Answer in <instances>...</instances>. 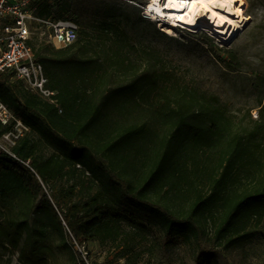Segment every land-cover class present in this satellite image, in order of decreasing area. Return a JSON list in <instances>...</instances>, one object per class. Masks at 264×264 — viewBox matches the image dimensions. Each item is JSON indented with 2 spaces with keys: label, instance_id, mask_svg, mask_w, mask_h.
<instances>
[{
  "label": "trees",
  "instance_id": "1",
  "mask_svg": "<svg viewBox=\"0 0 264 264\" xmlns=\"http://www.w3.org/2000/svg\"><path fill=\"white\" fill-rule=\"evenodd\" d=\"M67 10L43 0L37 15L71 19ZM91 31L63 49L38 44L61 113L0 74V101L62 152L44 160L28 136L15 157L0 151V250L21 264H55L51 235L66 251L71 236L124 249L131 232L123 224L141 230L139 214L187 242L207 230L225 247L250 241L264 225V124L244 135L218 96L178 83L156 52L138 51L115 22L97 27L102 44ZM78 172L91 184L76 200L84 182L58 181Z\"/></svg>",
  "mask_w": 264,
  "mask_h": 264
},
{
  "label": "rangeland",
  "instance_id": "2",
  "mask_svg": "<svg viewBox=\"0 0 264 264\" xmlns=\"http://www.w3.org/2000/svg\"><path fill=\"white\" fill-rule=\"evenodd\" d=\"M54 1L59 6H67L65 16L73 19L80 30H92L91 40L95 45L102 44L100 39L104 37L96 31L99 24L115 22L126 32L138 51L148 49L156 52L162 60L163 69L169 71L178 83L218 96L226 106L227 115L240 125L244 135H249L257 124H264V0H247V20L238 21L236 16L229 14V18L238 23L234 33L232 27L227 25V28L230 27L227 34L230 35L226 36L209 25L189 30L148 20L144 12L148 0ZM162 3L166 4V0H162ZM168 29H171L170 33ZM118 80L121 81L115 77L111 82L117 85ZM23 136H28L30 143L36 146V155L44 160L61 157L60 150L41 142L29 130ZM58 182L62 186L84 182L82 193L78 194L76 200L87 193L91 184L80 172L75 177H64ZM54 183L51 181L50 185ZM46 190L49 192V185ZM137 218L143 224L141 230L132 231L127 224H123L125 232H131L124 249L110 242L83 243L90 253L91 262L264 264V225L250 241L225 247L213 238L210 230L205 231L200 240L187 242L181 237L166 235L144 214H139ZM49 243V260L55 264H79L72 248L69 250H72L75 258L70 251L59 247L56 235H51ZM0 264L21 263L17 260V253L0 250Z\"/></svg>",
  "mask_w": 264,
  "mask_h": 264
},
{
  "label": "built area",
  "instance_id": "3",
  "mask_svg": "<svg viewBox=\"0 0 264 264\" xmlns=\"http://www.w3.org/2000/svg\"><path fill=\"white\" fill-rule=\"evenodd\" d=\"M41 1L0 0V74L21 81L28 90L61 113L57 91L49 86L36 50L41 42L56 50L69 47L78 40L80 29L72 19L39 17ZM144 12L148 19L145 9ZM0 126L9 127L8 131L0 133V151L15 157L12 149L28 129L1 101ZM70 245L79 264H93L85 244H79L71 236Z\"/></svg>",
  "mask_w": 264,
  "mask_h": 264
},
{
  "label": "bare ground",
  "instance_id": "4",
  "mask_svg": "<svg viewBox=\"0 0 264 264\" xmlns=\"http://www.w3.org/2000/svg\"><path fill=\"white\" fill-rule=\"evenodd\" d=\"M246 9L247 0H243V3L240 0H166V4L162 0H148L145 7L149 19L160 18L161 25L165 23L189 30L209 25L225 36L230 35L227 34L230 27L234 33L238 23L229 18V14L236 16L238 21L247 20ZM227 25L230 27L227 28ZM167 32L170 33L171 29Z\"/></svg>",
  "mask_w": 264,
  "mask_h": 264
},
{
  "label": "snow or ice",
  "instance_id": "5",
  "mask_svg": "<svg viewBox=\"0 0 264 264\" xmlns=\"http://www.w3.org/2000/svg\"><path fill=\"white\" fill-rule=\"evenodd\" d=\"M241 3H243V0H240Z\"/></svg>",
  "mask_w": 264,
  "mask_h": 264
}]
</instances>
